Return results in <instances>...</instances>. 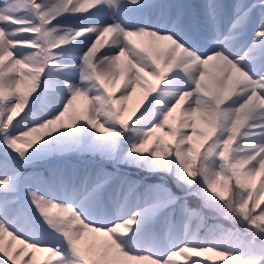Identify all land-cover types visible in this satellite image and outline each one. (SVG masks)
Returning a JSON list of instances; mask_svg holds the SVG:
<instances>
[{
  "label": "snow or ice",
  "instance_id": "6c2138e0",
  "mask_svg": "<svg viewBox=\"0 0 264 264\" xmlns=\"http://www.w3.org/2000/svg\"><path fill=\"white\" fill-rule=\"evenodd\" d=\"M155 7L0 3V264H34L36 252L49 254L45 264H264V0L235 4L227 32L217 0L210 27L179 5L153 23ZM257 8L253 39L230 51ZM84 152L172 175L185 196L103 169L21 172ZM21 186L30 213L17 207ZM203 209L233 227L207 225ZM158 217L162 236L149 231Z\"/></svg>",
  "mask_w": 264,
  "mask_h": 264
},
{
  "label": "rangeland",
  "instance_id": "374dc122",
  "mask_svg": "<svg viewBox=\"0 0 264 264\" xmlns=\"http://www.w3.org/2000/svg\"><path fill=\"white\" fill-rule=\"evenodd\" d=\"M166 1V0H164ZM176 3L179 0H174ZM186 0H180V6L183 8V11L185 12L186 10ZM5 2V0H0V3ZM249 3H251V1H249ZM164 5H168V3H164ZM187 10L189 11L190 9L187 8ZM164 13V21H167V8L164 7L163 9L160 8L159 10H148V12L146 13V16L148 18H150L152 20L153 23H155V21H157L160 18V14ZM190 12V11H189ZM149 14V15H148ZM186 14V12H185ZM233 19L230 20H226L223 21L222 19V23H220L219 27L221 26V24H223V22L225 23V26H231V22ZM231 21V22H230ZM258 30V28H255ZM254 29V32H255ZM220 30L222 32H227V30L222 29L220 27ZM23 47H26V45H20ZM110 90H112L111 86H110ZM140 94L139 92L133 96V98L128 102V107L131 109L133 107H135V105H137L140 101ZM84 104V101L80 100L77 102L78 106H82ZM21 115H23V113H21ZM165 140H171V137H164ZM83 154V153H82ZM0 158H2V153H0ZM122 161H113L110 160L108 158H105L99 154H94V155H81L79 153H65V154H61L59 156H53L50 157L46 160V163L40 164V162L35 161L33 164L31 165H27L24 166L21 169V172L23 173L24 176H29L30 174H41L43 172V170H40L41 168H44V171L46 172L45 175H47L50 171L53 170H60V171H67L69 173H72L73 171H80L83 172L84 170H88L90 172L95 171L97 169H103L104 171L114 174V175H122L121 174V166L117 165L116 163H121ZM10 164L14 165V162L9 161ZM259 181V178H257V183ZM115 186H113L114 188ZM112 189H110L111 191ZM177 196L180 197H184L185 196V192H180L178 193ZM17 199L19 200V203L17 205L18 208L22 209L25 212L30 213L31 209L30 206L27 202V197L24 193L23 190V186H21V190L19 192V195L17 197ZM264 206V205H262ZM206 218V224L207 225H213V224H219V225H223L225 228H227L229 225L233 227V225L228 221L223 219L222 217H220L217 213H206V215H203ZM225 221H227V224L229 223V225L227 226V224L225 225ZM166 228V225L164 223V219L163 217H158L155 218L151 228H150V232L155 233V232H159L160 230H164ZM229 228V227H228ZM200 235H204V230L202 229L200 232ZM86 242H90L89 238H86ZM30 251V250H29ZM16 252V251H15ZM37 254L39 252H36ZM17 255H19V253L16 252ZM49 254L46 252V254L42 257H40L39 255L35 254V262L34 264H45V258L48 256ZM208 256H212L211 253L206 254ZM46 256V257H45ZM26 258L28 259V256H24V257H20V259L18 260V264H24ZM193 258H199V257H195L193 256ZM177 261L179 262V264H190V261H184L183 258L181 257H176ZM213 260H215L217 262V264H221L220 258L218 257H212ZM42 260V261H40ZM51 264H54L51 261ZM208 264H211V262H208Z\"/></svg>",
  "mask_w": 264,
  "mask_h": 264
},
{
  "label": "bare ground",
  "instance_id": "6f19581e",
  "mask_svg": "<svg viewBox=\"0 0 264 264\" xmlns=\"http://www.w3.org/2000/svg\"><path fill=\"white\" fill-rule=\"evenodd\" d=\"M186 1H185L186 7L190 9L189 10L190 12L187 10V8L185 10L187 19L190 22H193V23L199 22L203 26L210 27L211 22L207 18V4L209 3V0H186ZM249 1H251V3H249ZM150 2L154 5H156V7L149 9V10H151V11L152 10H159L160 8L163 9L164 7H166L167 8V14L173 12L175 10V6H177V5L180 6V3H181L180 0L177 3L174 0H166V1H164V0H150ZM166 2L168 3V5H164V3H166ZM217 2L221 3L222 5L225 6L224 7L223 21L226 22V20H230V19L234 18V12H235L234 5L241 2V0H217ZM242 2L249 3V4H258L259 0H242ZM224 24L225 23L223 22V24H221L220 27L222 29L228 30L230 28V26H225ZM258 26H259V8L254 9L253 15L250 19V22H249L247 28L245 29V31L241 34V37L238 40H229L226 43V47H228L230 51L240 52L241 49L244 47V45L250 43V41L253 39L254 29L258 28ZM255 30H257V29H255ZM200 46L203 49L204 46L202 43ZM112 90L114 91V89H112ZM118 94L119 93H117V95ZM257 178H259V177H257ZM155 234L162 236L163 230H160L159 232H155ZM88 238L91 241L93 238L92 234H90ZM7 239H9V238H6V241H7ZM22 247L23 246L20 245L18 242H13L14 251H16L17 253H19V251ZM45 254H46V252H39L38 254L36 253V255H39L42 258ZM25 261H27V258ZM40 261H42V260H40ZM52 262L55 264V260H53Z\"/></svg>",
  "mask_w": 264,
  "mask_h": 264
},
{
  "label": "trees",
  "instance_id": "16d2710c",
  "mask_svg": "<svg viewBox=\"0 0 264 264\" xmlns=\"http://www.w3.org/2000/svg\"><path fill=\"white\" fill-rule=\"evenodd\" d=\"M79 154H81V155L84 154L86 156H89V155H94L96 153L84 152L83 154L82 153H79ZM59 155H61V154H59ZM59 155H56V156H59ZM51 157H53V156H51ZM48 158H50V157L42 158V159H39L37 161L40 162V164H44V163H46V160ZM116 164L122 167L121 168V171H122L121 174L122 175L127 174L131 180L136 181L138 184L163 185V186L171 189V191L175 195H178V193H180V192H183V193L186 192L185 189H181V188L176 186V181L172 175H169L167 173H151V172H148L145 170L137 169L135 167H130L123 162L116 163ZM193 191H195V189H193ZM187 201L193 207H199L200 203H201L200 200L198 199V197L195 195H189L187 197ZM208 212L209 213H216V212L209 210V209H203V215H206V213H208ZM224 223L226 225L227 221H225ZM228 225H229V223L227 224V226ZM228 227L232 228V226H230V225ZM241 231H243V230H241Z\"/></svg>",
  "mask_w": 264,
  "mask_h": 264
}]
</instances>
